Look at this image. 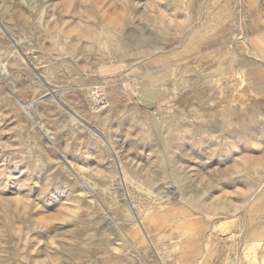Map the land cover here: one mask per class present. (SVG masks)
<instances>
[{"label": "rangeland", "instance_id": "obj_1", "mask_svg": "<svg viewBox=\"0 0 264 264\" xmlns=\"http://www.w3.org/2000/svg\"><path fill=\"white\" fill-rule=\"evenodd\" d=\"M263 5L0 0V264H264Z\"/></svg>", "mask_w": 264, "mask_h": 264}, {"label": "bare ground", "instance_id": "obj_2", "mask_svg": "<svg viewBox=\"0 0 264 264\" xmlns=\"http://www.w3.org/2000/svg\"><path fill=\"white\" fill-rule=\"evenodd\" d=\"M158 27V26H157ZM13 38V37H12ZM14 46H16V43L14 42L13 43V47ZM25 53H27V52H25ZM226 53H228V51L226 52V51H222L221 52V54H223V55H225ZM254 55H256L258 58H260L261 60H264V59H262L257 53H254ZM20 59L25 63V65L28 67V64L26 63V61L22 58V57H20ZM226 61V60H225ZM102 68H107V67H102ZM223 68H226L225 66L223 67ZM7 69H6V66H5V63L4 64H1L0 63V74L2 75V76H4L5 75V77H6V75H7ZM42 75V74H41ZM233 75L236 77V78H238V77H240L239 76V72H234L233 73ZM38 76H40V75H38ZM240 79H241V77H240ZM138 80V79H137ZM131 84L133 85V86H135V85H143V83H142V81H140V80H138V81H136V80H132L131 81ZM253 85V84H252ZM138 88V87H137ZM136 88V89H137ZM47 90H49L48 91V93H49V95L50 96H54L56 93L54 92L55 91V89H52V88H48ZM58 101L59 102H61V104H63L62 103V98H60V99H58ZM36 104H37V102H33V103H25V104H22L21 106L23 107V108H25V109H32L33 111H36V108H35V106H36ZM65 107V106H64ZM65 108H67V107H65ZM69 109V108H68ZM71 112H73V111H71ZM28 113V112H27ZM76 117H80L79 116V114L75 111V113H73ZM29 115V114H28ZM31 117V116H30ZM117 170H118V175H119V177L121 178V179H124V170H123V168H122V166L121 167H119V164H117ZM263 186H264V183H260L259 184V187H258V190L257 191H262L264 188H263ZM169 192H171L172 194L174 193L173 191H169ZM159 193H161V191H159L158 192V195H159ZM255 198V197H254ZM251 200V199H250ZM248 204V203H247ZM246 207V206H245ZM262 208V205H259L258 206V208L257 209H261ZM246 210V209H245ZM247 212V211H246ZM246 215V214H245ZM246 218V217H245ZM133 227H135V228H139L140 230H141V232L143 233V235H144V237L146 238H148L149 240H150V238H149V235H148V232L143 228V220H142V218H140V217H138L137 218V216H136V219L134 218L133 219ZM251 224V226H247V224L245 225L246 226V228H245V226L243 227L244 228V232L243 233H241V232H236V230H233L232 231V234H233V232L234 233H237V235L236 236H233V240H234V242H232V245H233V247H232V250H231V252H232V254H231V256H229V258L227 259V261H226V263L225 264H238V257H237V252H238V247H239V245L241 244V242H243L244 240H245V238H246V236H245V233H247V232H249V234L250 233H252V227H253V223L251 222L250 223ZM243 226V225H242ZM247 231V232H246ZM262 232V230L259 232V233H261ZM241 233V234H240ZM259 233H257V234H259ZM248 234V233H247ZM254 234V233H253ZM259 239H257V240H254L253 242V244H252V246L254 247V245H258V244H260V241H261V239H263L264 238V232H262L261 234H259ZM261 238V239H260ZM252 242V241H251ZM155 244H156V242H146V245H148V246H151V247H154L155 246ZM203 244V243H202ZM249 250H251V248H245L244 249V254L245 255H248L249 253H250V251ZM155 252V251H154ZM156 256H157V258H158V261H159V263L160 264H164L165 263V259L164 258H162L159 254H158V252H157V250H156ZM193 261V260H192Z\"/></svg>", "mask_w": 264, "mask_h": 264}, {"label": "crops", "instance_id": "obj_3", "mask_svg": "<svg viewBox=\"0 0 264 264\" xmlns=\"http://www.w3.org/2000/svg\"><path fill=\"white\" fill-rule=\"evenodd\" d=\"M253 22L254 27L249 33V44L250 47L262 58L264 59V5L261 6L258 12L254 15ZM259 166L261 170H264V150L259 156ZM261 172V171H260ZM263 175V176H262ZM260 183L264 181V174L259 175Z\"/></svg>", "mask_w": 264, "mask_h": 264}, {"label": "built area", "instance_id": "obj_4", "mask_svg": "<svg viewBox=\"0 0 264 264\" xmlns=\"http://www.w3.org/2000/svg\"><path fill=\"white\" fill-rule=\"evenodd\" d=\"M264 2V0H260ZM103 87L100 86H93L90 90L91 101L93 102L94 106L98 108V106L103 105L104 101H106L105 96L103 94Z\"/></svg>", "mask_w": 264, "mask_h": 264}]
</instances>
